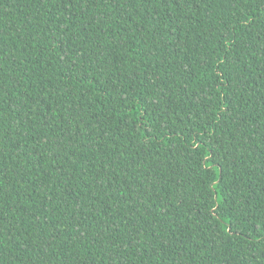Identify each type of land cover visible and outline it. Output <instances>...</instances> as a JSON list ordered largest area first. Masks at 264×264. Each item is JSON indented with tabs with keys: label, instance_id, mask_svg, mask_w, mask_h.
I'll list each match as a JSON object with an SVG mask.
<instances>
[{
	"label": "trees",
	"instance_id": "obj_1",
	"mask_svg": "<svg viewBox=\"0 0 264 264\" xmlns=\"http://www.w3.org/2000/svg\"><path fill=\"white\" fill-rule=\"evenodd\" d=\"M0 264H264V0H0Z\"/></svg>",
	"mask_w": 264,
	"mask_h": 264
}]
</instances>
